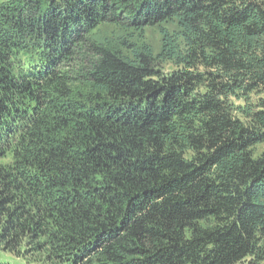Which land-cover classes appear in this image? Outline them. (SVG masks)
Masks as SVG:
<instances>
[{
  "label": "trees",
  "instance_id": "16d2710c",
  "mask_svg": "<svg viewBox=\"0 0 264 264\" xmlns=\"http://www.w3.org/2000/svg\"><path fill=\"white\" fill-rule=\"evenodd\" d=\"M0 250L264 264V0H0Z\"/></svg>",
  "mask_w": 264,
  "mask_h": 264
},
{
  "label": "rangeland",
  "instance_id": "374dc122",
  "mask_svg": "<svg viewBox=\"0 0 264 264\" xmlns=\"http://www.w3.org/2000/svg\"><path fill=\"white\" fill-rule=\"evenodd\" d=\"M150 36H151L150 42L155 46L158 45V35L152 32ZM254 154L255 157H258L259 151H255ZM0 264H26V263L21 259H18L13 254L0 250Z\"/></svg>",
  "mask_w": 264,
  "mask_h": 264
}]
</instances>
